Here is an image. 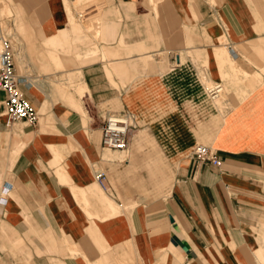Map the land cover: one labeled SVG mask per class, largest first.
Listing matches in <instances>:
<instances>
[{"label":"crops","instance_id":"obj_1","mask_svg":"<svg viewBox=\"0 0 264 264\" xmlns=\"http://www.w3.org/2000/svg\"><path fill=\"white\" fill-rule=\"evenodd\" d=\"M73 1L0 0V20L22 30L18 75L38 112L34 127L7 126L0 90V264H262L264 109L249 95L214 120L200 61L185 54L209 52L217 70L215 51L246 38L251 12L238 0H104L92 36L110 46L87 50ZM166 43L173 61L149 66ZM123 110L134 114L125 149H103L104 115ZM197 144L220 165L194 162Z\"/></svg>","mask_w":264,"mask_h":264},{"label":"rangeland","instance_id":"obj_2","mask_svg":"<svg viewBox=\"0 0 264 264\" xmlns=\"http://www.w3.org/2000/svg\"><path fill=\"white\" fill-rule=\"evenodd\" d=\"M238 2L241 8H244V6H246L247 8L246 10L247 11L249 10V12H251L249 14L245 13L243 15L247 24V36L246 38L239 37L236 38L235 40H229V38L225 34V33L228 34L227 30H224V33L219 32L218 35L225 34L226 37L228 38L227 42L231 49V52L227 51L226 50L227 48H221L215 51L214 57L217 63L216 65L217 70H215L212 61L207 56L209 52H206L205 59L203 55H201V52L199 51L192 50V53L185 52V54H187L190 57V59L194 60L195 62L200 61V64L198 65V73L200 80L202 82L205 81L204 83L205 88L212 85L215 82L221 84L222 90L217 93L218 95L214 99L213 98L210 99L214 104L215 108L217 109V111L219 112V116L215 117L214 120H222L223 115H225L228 111L232 110V108H234L235 105H237L242 99H246L249 95L255 96L256 97L255 102L258 103L261 102V109H264V66H262L264 60L260 59L257 52L251 51V49H255L257 47H261V49L264 50V6H263L264 0H238ZM253 2L254 4L256 3V5L258 6L259 14L254 12V9L252 7ZM72 4L75 9H74V14L72 15L73 18L72 19L70 18L69 23L71 24V22L75 21L80 25V32L78 33L76 40L82 44L85 43L87 50L89 47L93 46L92 44L96 45L97 48L110 46L107 44L98 47V43L100 41L103 42L106 41L103 39L94 38L92 36L95 27H98L100 29L102 27L103 17H104V12H102V10L105 6V1L104 0H74ZM79 14L81 16H79ZM0 25L3 31L6 32L8 35H10L14 40V43L16 44L17 50L15 54V64L18 72L17 74L23 73L25 61H26V53L22 52V48L20 46V37H18V35L21 34L22 30L15 25V22L11 20L8 21L0 20ZM223 26L226 29L225 22H223ZM181 28H183V26H181ZM74 33L76 32L74 31ZM218 37L217 36L214 37L212 41L207 40V37H203L201 38V40H198V43H207L210 44L212 47V44L215 45L217 43ZM235 42H239L242 46H247V50L241 49L240 46H237V43L235 44ZM191 43L192 42L190 41H185L184 44L190 45ZM167 44L168 43L164 45L163 49H160V51L159 50L154 51L153 55H150L148 57L149 66L153 62V60H159V59L165 60L167 59L168 55L170 56L172 55L166 53V50L169 49ZM95 53L97 54L98 52L96 51ZM191 54H193L194 57H191ZM170 60L173 61L172 56ZM208 61L211 63H209ZM145 71H147V69ZM209 71H211L212 73L211 75ZM71 75L73 76V78L72 80L68 79L69 84L65 85V87L59 86V88H61V91L65 94H66L65 91L66 89L75 88V86L73 85L74 83L72 81H75L76 74L75 73L68 74V76ZM207 75L208 77H206ZM209 76L214 77V79L211 80ZM82 89H83L82 86L77 87L79 93L80 91H82ZM112 113H119V112H112ZM136 129L137 128H134V130ZM0 194H1V198H0V203H1L2 199H4V197L7 195V191H5L2 186L1 176H0ZM106 199L109 202L110 206L113 205V208L115 209L114 203L112 204L108 198ZM102 204L104 205L103 202ZM104 208L106 207L104 206ZM262 247L264 248V246ZM261 262L262 264H264V261Z\"/></svg>","mask_w":264,"mask_h":264},{"label":"built area","instance_id":"obj_3","mask_svg":"<svg viewBox=\"0 0 264 264\" xmlns=\"http://www.w3.org/2000/svg\"><path fill=\"white\" fill-rule=\"evenodd\" d=\"M79 16H81L79 14ZM0 90L5 93L3 100L6 116L5 124L10 126L21 122L34 127L38 123V112L26 97L21 85V78L15 70V43L6 32L0 34ZM220 89V83H213L205 88V93L212 99ZM134 127V114L124 110L119 113H107L100 125V146L106 150H124L129 130ZM191 158L200 164L220 165V158L213 148L206 145H195ZM94 181L102 190H107L104 173L96 166L93 169ZM7 186V190H9ZM5 188L4 190L7 191Z\"/></svg>","mask_w":264,"mask_h":264},{"label":"bare ground","instance_id":"obj_4","mask_svg":"<svg viewBox=\"0 0 264 264\" xmlns=\"http://www.w3.org/2000/svg\"><path fill=\"white\" fill-rule=\"evenodd\" d=\"M0 47H1V44H0ZM15 50H17V49H16V44H15ZM15 54H16V53H15ZM221 90H222V87H221V84H220V89L218 90V92L221 91ZM218 92H217V93H218ZM80 93H82V91H80ZM217 95H218V94H216V95L213 97V99H214ZM198 145H202V144H198ZM109 200H110V199H109ZM110 202L112 203L111 200H110Z\"/></svg>","mask_w":264,"mask_h":264}]
</instances>
